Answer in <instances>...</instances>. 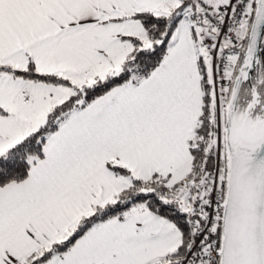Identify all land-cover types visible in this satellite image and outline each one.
Here are the masks:
<instances>
[{
	"label": "snow or ice",
	"instance_id": "6c2138e0",
	"mask_svg": "<svg viewBox=\"0 0 264 264\" xmlns=\"http://www.w3.org/2000/svg\"><path fill=\"white\" fill-rule=\"evenodd\" d=\"M0 264H264V0H0Z\"/></svg>",
	"mask_w": 264,
	"mask_h": 264
}]
</instances>
